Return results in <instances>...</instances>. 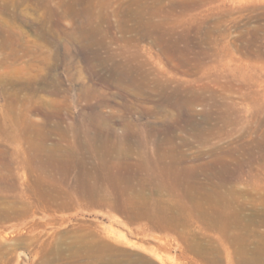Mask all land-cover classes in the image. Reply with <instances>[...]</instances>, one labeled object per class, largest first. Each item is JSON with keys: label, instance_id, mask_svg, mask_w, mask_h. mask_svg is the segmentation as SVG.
I'll use <instances>...</instances> for the list:
<instances>
[{"label": "rangeland", "instance_id": "obj_1", "mask_svg": "<svg viewBox=\"0 0 264 264\" xmlns=\"http://www.w3.org/2000/svg\"><path fill=\"white\" fill-rule=\"evenodd\" d=\"M0 129V264H46L93 229L154 264H204L194 243L226 264L244 230L185 217L179 201L165 246L109 209L27 211L36 175L14 163L26 144L12 132L88 130L182 155L199 193L233 195L264 231V0H0Z\"/></svg>", "mask_w": 264, "mask_h": 264}, {"label": "bare ground", "instance_id": "obj_2", "mask_svg": "<svg viewBox=\"0 0 264 264\" xmlns=\"http://www.w3.org/2000/svg\"><path fill=\"white\" fill-rule=\"evenodd\" d=\"M19 129H14L12 134L20 147L26 144V148L14 149V163L19 169H24L23 175L26 176L25 170L36 175L33 184H24V193L31 200L27 211L38 208L54 212L75 207L109 209L120 213L134 225L133 232L145 237L152 235L165 243L164 246L169 244V233L178 230L182 213L188 218L197 215L211 225L225 220L222 222L226 223L228 231L234 226L244 230L238 234L242 241L232 243L234 251L227 249L226 264H264V231L250 229L252 221L244 216L246 205H236L239 201L235 204L233 195L229 193H199L202 187L196 186L195 172L183 166L182 155L161 150L153 153L148 147L128 145L125 141L111 142L88 130L84 133L64 130L59 132L56 140L53 139L56 132L52 129L39 133ZM50 141H53L51 145ZM147 192L150 194H145ZM166 197L168 199L165 200ZM174 200L181 203L185 213L174 210ZM153 202L157 205L153 206ZM14 212L15 206H12L8 210L9 216ZM23 215L26 214H19ZM261 224H264V218ZM96 230L83 233L67 245L53 243L54 246L50 247L52 253L45 255V262L154 264L144 256L122 249L109 236H103ZM154 231L165 236L150 233ZM187 252L193 253L204 264H222L214 253V246L194 243L189 245ZM230 253H234V259Z\"/></svg>", "mask_w": 264, "mask_h": 264}, {"label": "water", "instance_id": "obj_3", "mask_svg": "<svg viewBox=\"0 0 264 264\" xmlns=\"http://www.w3.org/2000/svg\"><path fill=\"white\" fill-rule=\"evenodd\" d=\"M24 257H25L26 259H29V255H28L26 252H24Z\"/></svg>", "mask_w": 264, "mask_h": 264}]
</instances>
